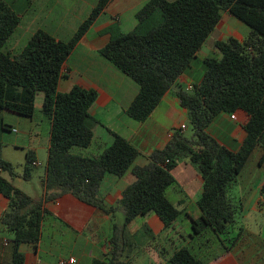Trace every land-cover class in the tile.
Returning a JSON list of instances; mask_svg holds the SVG:
<instances>
[{
	"label": "trees",
	"instance_id": "16d2710c",
	"mask_svg": "<svg viewBox=\"0 0 264 264\" xmlns=\"http://www.w3.org/2000/svg\"><path fill=\"white\" fill-rule=\"evenodd\" d=\"M113 1L98 0L68 41L38 31L19 55L11 56L5 53V47L21 19L0 0V111L32 118L35 100L42 95L41 114L50 124L44 196L39 202L11 183L14 178L31 181L30 170L35 168L31 156L26 155L22 174L16 175L14 167L2 160L4 147L0 143V196L8 201L0 225L13 237L9 264H24L20 249L38 244L46 214L43 204L63 197L106 216L120 211L125 227L152 214L165 229L170 228L180 214L167 200L166 191L175 185L172 172L183 163L194 167L202 181L196 204L200 217L191 221L193 235L199 239L210 232L223 255L241 235L243 204L231 192L255 151H261L260 165H264V0H149L135 14V27L130 33L123 34L117 23L105 30L109 40L99 55L136 86L137 95L125 114L137 123L145 122L175 87L223 14L249 30L243 42L228 39L214 45L218 58L204 62L203 79L190 93L177 88L175 97L186 111L192 138L185 139L182 130H174L166 146L144 158L142 167L135 166L141 155L114 134L111 146L102 154H75L93 145L89 123L95 122L89 111L97 95L77 87L67 94L57 92L65 62ZM237 112L247 116L243 126L246 137L241 149L232 153L211 138L207 128L217 116ZM126 174L134 182L114 207L106 205L100 195L104 179H120ZM261 195L264 197V185ZM111 244L113 251L92 264H130L119 258L116 245ZM168 264L203 263L182 248Z\"/></svg>",
	"mask_w": 264,
	"mask_h": 264
},
{
	"label": "crops",
	"instance_id": "0c3cea01",
	"mask_svg": "<svg viewBox=\"0 0 264 264\" xmlns=\"http://www.w3.org/2000/svg\"><path fill=\"white\" fill-rule=\"evenodd\" d=\"M2 1L21 19L20 25L8 41L11 48L5 49V53L17 56L29 39L41 31V25L37 23H41V18L47 13L50 15L52 11L48 10L46 0ZM148 1L114 0L63 66L57 88L59 94H67L77 87L94 91L97 95V100L89 111L95 122L92 130L93 145L86 151H75V154L84 157L102 154L111 146V134H114L127 141L141 155L135 166H144V158L163 149L171 139L173 131L179 130L187 123L186 111L180 107L175 97L177 88L186 92L188 87L202 81L205 73L204 62L218 58L214 49L216 43L226 42L228 39L243 42L248 36L249 30L234 25V18L223 14L212 33L216 37L211 49L205 52L203 46L190 67L178 78L175 87L163 97L151 116L143 123L134 122L126 116L125 109L137 95V88L101 58L99 51L109 40V37L104 35L105 30L114 23L120 27L127 17L129 21L132 20ZM97 2L98 0L87 5L84 1L81 4H85V7L73 6L66 14L61 12L54 33H45L60 40L66 32L62 24L75 19L78 28L84 22L81 21L82 18L91 13ZM87 8L90 11H87ZM26 17H30L28 23ZM104 17H107V20L102 22ZM34 24L36 27H33ZM36 101L37 98L34 115L29 119L0 111V143L4 148L12 147L16 151L26 148L32 150L34 159L36 149L30 147L31 139L37 140L38 146L41 145V139L45 141L43 146L47 151L50 130L49 122L41 114L42 100L38 105ZM246 122L247 116L242 112L235 114V120L229 115L221 114L209 125L207 134L220 146L237 153L246 137L243 130ZM2 160L13 166L11 161ZM260 161L261 151L257 150L231 192L232 196L241 199L243 204L240 220L242 232L236 244L225 255L218 240L210 232H205L199 239L193 235L191 221L200 217L196 204L202 194V181L194 167L183 163L172 172L175 185L166 191L167 200L180 214L177 222L170 228L165 229L152 214L138 218L125 227L124 216L120 211L116 210L112 215L106 216L63 197L56 202L43 204L46 214L38 244L36 247L23 246L20 249L24 255V264H58L61 260H73L75 264H92L99 256L108 255L113 251L111 242L116 245L119 258L130 264H168L173 254L182 248L187 249L203 264H264V197L261 195L264 165H260ZM34 164L35 168L39 167L36 161ZM44 178L45 170L40 182V192L36 199H32L35 202L41 201L44 196ZM22 182L18 178L11 180L12 185L19 191ZM133 182L130 174L120 179L106 177L100 188V195L105 204L114 207L122 192ZM7 206L8 201L0 196V216L7 210ZM5 233L8 232L3 227L0 228V264H9L11 260L13 237L10 240L4 239Z\"/></svg>",
	"mask_w": 264,
	"mask_h": 264
},
{
	"label": "rangeland",
	"instance_id": "374dc122",
	"mask_svg": "<svg viewBox=\"0 0 264 264\" xmlns=\"http://www.w3.org/2000/svg\"><path fill=\"white\" fill-rule=\"evenodd\" d=\"M86 1L87 5H90L91 3L95 2L96 0H46L47 2V6H48V10L52 11V13L50 15H48V13L46 14V16L41 18V23H37V25H41V31L43 32H50V33H54L56 26H58L59 24V18L61 16V12L62 14H66V12H68V10L70 8H72L73 6H78V5H82L83 7H85V4H81L82 2ZM174 1V0H173ZM87 11H90V9L87 8ZM43 15V14H41ZM45 15V14H44ZM89 15L87 14L86 17H88ZM82 18L81 21H85L87 18ZM65 18V17H64ZM107 17H104L102 19V22L106 21ZM128 18V20H127ZM125 18V20L121 23L120 26V30L123 34H127L130 33L132 31V29L134 28L135 25V20L134 18H132V20L129 21V17ZM30 17H26L25 20L28 23L29 22ZM24 21V20H23ZM234 25H238L241 26L242 28H244L245 30L246 27L240 23L239 21H237L236 19H234ZM76 20L72 19L69 23L67 24H62L63 27L65 28L66 32L63 38H60V40L62 41H68L73 33L76 31L77 26H76ZM101 24V22H100ZM81 25V24H80ZM99 26V25H98ZM33 27H36L35 24L33 25ZM73 27V28H72ZM74 31V32H73ZM216 35H211L207 41L204 44V50L205 52H207L208 50L211 49V46L215 40ZM11 48V45L9 46V43H7L5 49L8 50ZM42 95H39L37 97V101L36 104H39V101L42 100ZM92 130L94 128V125L90 122L89 123ZM185 127V131H183L182 135L185 139H191L193 136V133L189 127V125L186 123L184 124ZM38 141L35 140L34 138L31 139L30 142V147L35 148L36 150V158L34 159L33 154L31 153V151L27 150H23L20 149L18 151H16L14 148L9 147V148H4L3 153H2V159H7L8 161H11L13 163L14 166V172L17 175H21L22 174V170L26 164L25 162V154H29L31 156L32 161H36V163H39V167L37 168H33L30 170L31 175H32V179L29 182H22L20 183L19 187L20 190L23 192V194H25L27 197H29L30 199H36L37 195L40 192V182H41V178L43 177L44 174V170H45V165H46V161H47V151L44 145L45 141H43L41 139V145H37ZM29 147V146H28ZM18 185V184H17ZM18 187V186H17ZM0 228H2V226L0 225ZM6 236L4 239H12V235L10 233H5Z\"/></svg>",
	"mask_w": 264,
	"mask_h": 264
},
{
	"label": "built area",
	"instance_id": "2783aa9c",
	"mask_svg": "<svg viewBox=\"0 0 264 264\" xmlns=\"http://www.w3.org/2000/svg\"><path fill=\"white\" fill-rule=\"evenodd\" d=\"M192 91V87H188L186 92L190 93ZM232 120H235V115L231 116ZM180 130L184 131L185 127H181ZM15 133V132H14ZM33 166H36L35 164ZM58 264H75V262L73 260H68V261H59Z\"/></svg>",
	"mask_w": 264,
	"mask_h": 264
}]
</instances>
